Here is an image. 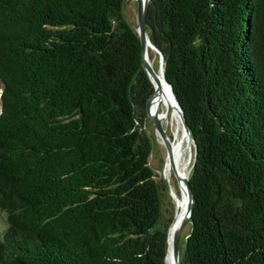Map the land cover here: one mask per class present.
<instances>
[{
    "label": "trees",
    "instance_id": "trees-1",
    "mask_svg": "<svg viewBox=\"0 0 264 264\" xmlns=\"http://www.w3.org/2000/svg\"><path fill=\"white\" fill-rule=\"evenodd\" d=\"M126 3L0 0V264H167ZM145 23L195 145L179 263L264 264V0H150Z\"/></svg>",
    "mask_w": 264,
    "mask_h": 264
},
{
    "label": "water",
    "instance_id": "water-1",
    "mask_svg": "<svg viewBox=\"0 0 264 264\" xmlns=\"http://www.w3.org/2000/svg\"><path fill=\"white\" fill-rule=\"evenodd\" d=\"M149 2H150V0H136V3H137L136 32L138 34V37H139L140 43H141V47H142L141 62H142V66H143L144 70L146 71L148 77L150 78V80L154 86V92L151 95V97L148 99L147 104H146V111H147L148 117L150 118L152 128L157 132V134L160 137L165 149L167 150V153H169V151H170L169 137L167 136V134H166V132L162 126L161 119L154 112L153 113L151 112V103H152L153 97L156 93L155 86L159 81V77H161L164 84L169 88L170 93H171V95L175 101L176 107H177L179 114H180V119H181L183 131L187 135L189 141L191 142V145H192L193 151H194L195 145H194L193 140L190 137L183 112H182L180 105L178 104V102H177V100L173 94L171 85L164 78L163 69H162V55L150 43L149 38H148L147 33H146L145 17H146V12L148 9ZM148 48L153 50L154 52H156L158 55V60H159L158 72H156L154 70V68L152 67V65L149 61L148 51H147ZM174 176H175V179H176L179 187L181 186L180 185L181 182L184 184L183 187H184V190L186 193L187 205H186L184 214L181 216V218L179 220H177V216H176L178 214V211L175 210L173 220H172L170 227L168 229V253H167V257L169 256L172 264H180L179 263V240H180V236H181V232H182L183 227L186 224L190 223L192 210H193V195H192L190 185L188 182V176L180 177L177 175L176 170H174ZM165 184H166V182H165ZM171 197L174 198V196L172 194H171ZM167 257H166V262H167Z\"/></svg>",
    "mask_w": 264,
    "mask_h": 264
},
{
    "label": "rangeland",
    "instance_id": "rangeland-1",
    "mask_svg": "<svg viewBox=\"0 0 264 264\" xmlns=\"http://www.w3.org/2000/svg\"><path fill=\"white\" fill-rule=\"evenodd\" d=\"M125 13H126L128 20L136 27V15H137L136 0H127ZM150 63L151 64L153 63L154 66H157L159 64L158 57L154 55L153 58L151 59ZM162 106H163V108H162ZM167 110H168V107L165 106L164 103L163 104L160 103L159 114L166 113ZM166 119L161 121V123H162V126H163L167 136L169 138H171V137H173V130L169 126V121ZM179 126L183 130L181 121H179ZM147 128H148V133L150 134V136L152 137V140H153L152 152H151V155L149 158V165L153 169V171L156 175V180L157 181H161V180L165 181L166 186H167V191L164 192L163 207H162L163 214H164V216L167 217V216H169V214H172V213L175 214V208H176L175 199L171 197V194H172L171 190H173L180 197H181V194H180V191L178 188V183H177L176 179L173 177V175H171L172 179H170V181L165 176L164 164H165V160H166V153H165V148H164V145H163L160 137L158 136L157 132L152 128L151 123H149ZM192 148L193 147L191 144L190 145L188 143L184 144V153H183L184 159H183V161H184V163L187 164V168H188V174L187 175H189L190 168H191V161H192V157H193V149ZM171 211H172V213H171ZM174 214H173V217H174ZM2 224H3V215L0 213V228H1ZM189 230H190V226L188 223L183 227L182 232H181V236H180V240H179V255H181V252H182L183 247H184V238H185V235L189 232ZM167 264H172L171 259H169L167 261Z\"/></svg>",
    "mask_w": 264,
    "mask_h": 264
},
{
    "label": "bare ground",
    "instance_id": "bare-ground-1",
    "mask_svg": "<svg viewBox=\"0 0 264 264\" xmlns=\"http://www.w3.org/2000/svg\"><path fill=\"white\" fill-rule=\"evenodd\" d=\"M155 91L156 93L153 97V101L151 104V112L152 113L154 112L156 115H158L161 121L167 118L166 120L169 121V126L173 130V137L169 138L170 140L169 153H167V150L165 149V153H166V160L164 164L165 176L170 181V179H172L171 172H173V175H174V170H176L178 176L186 177L188 176L187 175L188 168H187V164L184 163L183 161L184 144L188 143L190 145L191 142L189 141L187 135L184 133V131L179 126V121H181L179 111L176 107L175 101L170 93L169 88L164 84L161 77H159V81L155 86ZM160 103L162 104L164 103L165 106L168 107V110L166 113L159 114ZM180 185H181L180 187L178 185V188H179L181 197L178 196L173 190H171L174 196L175 202H176L175 210L178 211V214L176 215L177 220H179L181 216L184 214L185 208L187 205L186 193L183 187L184 184L181 182ZM169 259L170 258L168 256L167 261Z\"/></svg>",
    "mask_w": 264,
    "mask_h": 264
},
{
    "label": "flooded vegetation",
    "instance_id": "flooded-vegetation-1",
    "mask_svg": "<svg viewBox=\"0 0 264 264\" xmlns=\"http://www.w3.org/2000/svg\"><path fill=\"white\" fill-rule=\"evenodd\" d=\"M172 175H173V172H172ZM173 177H174V175H173ZM175 178V177H174Z\"/></svg>",
    "mask_w": 264,
    "mask_h": 264
}]
</instances>
